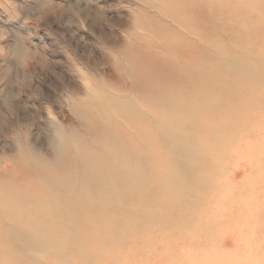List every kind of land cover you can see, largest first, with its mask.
I'll list each match as a JSON object with an SVG mask.
<instances>
[{
	"label": "rangeland",
	"instance_id": "obj_1",
	"mask_svg": "<svg viewBox=\"0 0 264 264\" xmlns=\"http://www.w3.org/2000/svg\"><path fill=\"white\" fill-rule=\"evenodd\" d=\"M255 2L0 0V174L7 179L0 191V214L7 216L0 215V264H190L195 253L211 246L230 249L214 264H227L225 259L234 264H264V148L258 151V145H264V129L257 132L252 128L255 139L244 130L236 137L223 138L244 116L243 120L254 117L256 126H264V84L248 82L251 76L264 79V0L258 6ZM126 46L144 55L142 71L150 78L146 95L164 83L177 96L186 91L192 81L190 76L185 78V71L193 70H183L186 61L197 64L202 82L210 84L221 77L238 85L236 95H226L234 103L231 111L216 97H207L205 108L209 110L204 115L195 102L190 105L187 117L196 114L198 121L190 129V146L184 152V143L158 140V133L169 137L161 128L151 137L138 136L140 140L134 132L120 131L135 136L136 140H130L132 150L149 149L154 154L142 158L145 165L151 167L150 162L159 158L164 163L150 178L153 182L157 177L155 182L160 184L150 196L159 193L164 202L146 209V214L160 218L154 223L147 219L142 228L133 225L141 220L133 214L128 223L116 224L129 216L127 203L123 206L116 197L106 219L102 202L96 208L74 189L63 190L58 197L50 188L54 178L64 175L63 161L71 159L79 146L93 150L92 158L102 175L105 173L103 145L91 143L93 137L70 106L71 99L78 98L87 86H92L91 95L102 96L106 90L108 96L129 98L146 123L157 119L151 106L131 98V78L121 59L115 58ZM115 64L120 66L118 70ZM209 64L217 65L219 71L217 67L212 72L203 68ZM223 68L228 73L218 77ZM172 76L180 81L177 89L172 87ZM201 92L197 94L206 98ZM143 120L138 123L142 129L150 125ZM163 126L170 127V120ZM207 133L219 146L227 142L228 149L230 144L229 152L233 143L246 149L235 168L237 178H245L249 185L227 198L224 205L228 210L220 217L216 211L207 215L205 206L208 196L209 207L218 210L223 197L220 191L207 192ZM61 139L66 140L64 145ZM214 153L220 161L221 151L211 149L210 155ZM170 159L181 161L187 171L194 169L188 181L199 187L189 195L176 189L187 181V171L180 169L182 175ZM77 165L75 175L79 176V161ZM75 182L85 184L81 178ZM11 204L15 207L7 214ZM46 209L51 210L47 222L40 223ZM113 224L117 228L114 237ZM102 227L106 232L98 233ZM7 228L17 230L18 245L24 249L18 253L17 263L10 262L4 249ZM73 231L74 236L69 237Z\"/></svg>",
	"mask_w": 264,
	"mask_h": 264
},
{
	"label": "bare ground",
	"instance_id": "obj_2",
	"mask_svg": "<svg viewBox=\"0 0 264 264\" xmlns=\"http://www.w3.org/2000/svg\"><path fill=\"white\" fill-rule=\"evenodd\" d=\"M254 4L258 6L260 4V0H256ZM116 54L117 57L115 58L117 60L121 59V61L123 62L124 71L127 72L129 77L131 78L130 81L133 86V89H131V93L133 94V96L131 98L136 97L138 101L143 103L142 105L147 104L148 106H151L152 113L157 114V119L154 118V120H150V125L147 128H139L138 123L142 122L143 119L138 113L139 110H137L136 104L132 103L129 98L123 96L118 97L114 95L108 96L106 90L102 92V96L97 95V93L91 95L89 93V90L92 91V86H87L88 88L85 90V92H83L82 94L79 93L78 96L80 98L78 97L75 99H71L70 106L74 110V115L78 117V119L82 122L85 130L91 137H93V141L91 143L94 145H103L101 160H103V162L106 161L104 163L105 173L102 175L101 170H99L100 168L98 163L92 158L93 150H86L85 146H79L77 152H75L74 155H71V159L67 157L63 161V167L61 168L64 169V175L54 178L52 184L50 185V188H54L55 193L58 197L63 193V190L74 189V191L76 190L78 194H81L83 196V198L86 197L87 200L90 201V204L92 206L94 203L96 205V208H99V205L102 202L104 205L103 213L105 217H107L106 219H108V217L110 216L109 211H111L112 209L110 205H112L113 199L114 197H116L117 201L123 206V203H127L125 209L129 213V216L125 217L124 219H120V221L116 222V224H122L123 222L128 223L130 216L133 214L135 217L143 220V222L140 223L138 221L141 220H138L136 218L138 221H134L133 225L138 228H142L144 227L145 221H148L150 219L149 221L151 223H154V221H157V219L160 218V216L156 214H146V209L155 206L156 204H158V202H164L159 193L154 194V196H150L151 192H154L160 187V184L155 182L157 177L154 178L153 182L150 181V178L155 174L156 168H159V166L163 165L164 163L161 158L153 161L152 163L150 162V165L153 168L152 171L150 166L144 164L142 158H148L149 156H153L154 154L151 155L149 149L144 150L142 149V147V152L132 150L131 148L134 147V144L130 143V140L136 139L133 135H131L132 137H130L129 133L134 132V134L137 136V139L140 140L141 138H139L138 136L145 133L147 137H151L154 131L161 128L162 130L168 132L169 137L168 139H165L158 133V140L163 144H165L166 141L184 143L182 146L184 152L188 150L190 146V143H188L189 134L191 133L190 129L191 127H194V125H196L198 121V116L196 114H194V116L191 115L190 118L187 117V114H190V105L196 103L198 107H201L199 108L202 111L201 115H204L206 114L205 112L209 110L205 108L207 97H216L222 103H224L228 110L231 111V109H233L234 107V103L231 100L226 99V95H236L238 85L220 80V75L225 76L226 73H228V70L225 68H223L220 73L218 72V77H220L219 80L211 81L210 84L206 80L202 82V72L196 69L197 64L191 65L189 61H186L183 63V65H181L183 67V70H185L186 68H193V70L190 72L188 71V69L186 70L188 72L185 71V78L190 76V81H192V85H189L186 91L182 90L183 93L180 96H177L176 94H174V91L170 90L167 87V84L164 83L163 86H156L157 88L155 89V91H152V93L146 95L148 94L145 93L146 88L148 87L147 83L149 82L150 78L146 75V73H143L142 71L141 63L144 55L141 56L138 53L130 51L127 46L125 48H121L119 51H117ZM149 61L150 58L148 57L146 59V62ZM212 63H215V61L212 60ZM116 64L120 63L117 62ZM116 64L115 68L116 70H118L120 66ZM216 67L217 65L214 64H209L207 65V67L203 66L204 69L211 72L214 71ZM217 71H219V67H217ZM174 77L172 76V78ZM173 82L175 84H173L172 87L174 89H177V83L179 84L180 81L178 82V80L174 78ZM248 82H252V84H254L255 86H260L264 84V79L262 77L260 78L257 76H251L248 78ZM106 84H108L106 86H108L109 88L110 83L107 82ZM198 91H202L201 94H203L204 96L207 95L205 96L206 98L198 95ZM190 99H192L193 103L190 102ZM244 117L240 119V123L234 129L231 128L229 130L228 135H226V137H223L224 140L229 139V137H236L237 135H239V132L243 130L247 132V137H253L252 139H255L256 135L254 133V130L259 132L260 130L262 131V129H264V126H256L257 121L254 120V117L251 119L245 118L243 120ZM166 120H170L171 122V126L168 128H165L163 126ZM260 121H262V118L260 119ZM143 123L144 125L146 124V126L149 124L144 120ZM253 127H255L254 130H252ZM122 129L125 130L126 133L130 131L128 133L129 135H122V133H120ZM147 130L148 132H146ZM179 131H182L183 135L180 136L178 133ZM176 134H178L179 136ZM261 136L262 132L258 135V137L260 138ZM62 140L63 139H61V141ZM220 141L223 142L222 139H220ZM65 142L66 140L62 141V144L64 145ZM205 142L207 145L208 155V165L206 167L207 192H209L210 190V193H212L213 189L222 192L223 195L222 200H219V202L221 201V206L220 208H218V210L209 207L211 201L208 199V196L206 197L207 199L205 206L208 209L207 215H215L216 211L218 216L220 217L222 216V213L224 211L228 210V206L224 205L227 202V198L230 197L233 192H240L249 185L248 181L245 178H237L235 168L237 165V161L241 160L243 155L242 153L246 152V149H239L238 143L237 145L236 143H233L229 152L227 150H229L230 144L228 143V149L226 146L227 142H223L219 146L218 142L210 133H207V135H205ZM248 142L249 140L245 141L246 144ZM60 146L62 145L60 144ZM237 147L238 149L236 150ZM262 148H264V145L259 144L258 151L260 153L262 152ZM211 149H215V151H219V153L221 151L220 155L222 154V157H220V161L216 159L215 153L213 154L214 156L210 155ZM238 150L241 154L237 152ZM170 160L174 169L178 170L183 175V172H181L180 169H182L183 167L185 169V164H183L181 161L176 162L173 159ZM28 161L31 162L30 160ZM78 161L81 164L80 168H82V174L79 176L75 175V172H78L77 170H79V166L77 165ZM184 176L187 181L184 183H180V185L178 184V187L176 189L179 188L182 192L184 191L189 195L193 190L197 189L199 185L198 183L190 184L188 181V178H192V176H194V169H190V171L184 173ZM78 178L84 180L85 184L81 185L78 184V182H75ZM8 180L10 181V179ZM6 182L7 179L2 178L0 174V191H3L2 188ZM103 195H107L108 198L101 197ZM11 200H13V198H11ZM135 200L137 202H135ZM0 202H2L1 199ZM7 207L8 208H6V213L12 214V210L15 206L11 204ZM122 207H118V209ZM0 208H2V206H0ZM50 211L51 210L46 209V216L44 217V219L40 220V223L46 224ZM0 215L4 219L7 218V216L3 214ZM173 217H175V215ZM113 227L114 230L111 232V236L115 235V233L117 232L115 231L116 227L114 224ZM103 231L106 232L104 227L100 229L98 228L97 232L102 233ZM131 231V229L127 230L128 234ZM74 233L75 231L70 232L69 237L74 236ZM3 235L5 239L4 249L7 258L10 259L11 263H17L18 253H23L24 250L23 247L18 245L17 230L7 228V230L3 231ZM41 246L45 247L47 246V244H41ZM60 251H62V249H60ZM229 251L230 249H218L213 246H211L208 250L201 249V252H198L197 254L195 253L192 256V259H190V264H214L215 260H219L226 254V252ZM224 261H226L227 264H234V260L225 259Z\"/></svg>",
	"mask_w": 264,
	"mask_h": 264
}]
</instances>
